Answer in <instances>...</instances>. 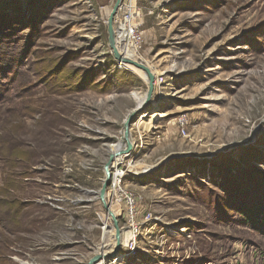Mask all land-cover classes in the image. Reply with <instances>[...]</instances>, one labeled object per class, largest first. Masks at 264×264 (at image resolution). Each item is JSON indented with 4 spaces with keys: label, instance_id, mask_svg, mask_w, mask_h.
Wrapping results in <instances>:
<instances>
[{
    "label": "rangeland",
    "instance_id": "374dc122",
    "mask_svg": "<svg viewBox=\"0 0 264 264\" xmlns=\"http://www.w3.org/2000/svg\"><path fill=\"white\" fill-rule=\"evenodd\" d=\"M115 2L0 0V188L18 185L0 202L22 205L12 228L0 219V264L113 253V223L85 192L135 110L117 168L140 198L139 235L127 245L118 219L126 241L102 264H264V235L231 210L264 191V0H123L117 18L133 11L135 57L154 75L148 101L146 73L109 47Z\"/></svg>",
    "mask_w": 264,
    "mask_h": 264
},
{
    "label": "water",
    "instance_id": "95a60500",
    "mask_svg": "<svg viewBox=\"0 0 264 264\" xmlns=\"http://www.w3.org/2000/svg\"><path fill=\"white\" fill-rule=\"evenodd\" d=\"M122 6H123V0H116L107 18V33H108L109 47L111 48L113 57L117 62L122 63V64L133 65L134 67L146 73L147 81H148V91H147L145 101H148L151 98L152 93H153V80H154L153 73H151L150 70L143 64L133 63L130 60L126 59L124 56H122L117 51L116 46H115L116 40H115V33H114V18H115V15L119 12L118 10H120ZM136 112L137 110L133 111L128 116L126 121L124 122V127H123L120 141L112 145V147L109 149L107 161L103 167L105 177H104V180L102 181L101 188L97 192H92V191L85 192L87 194L97 195L98 199L103 205L106 216L109 217L111 219V222L113 223V226L115 228V240H116L115 249L113 253H105V252L103 253L102 251L103 247L101 245L98 251L95 253V255L90 258L88 264H99V263L106 261L108 258L113 257L114 254L120 249V246H121V242H120V232L121 231L119 229V224H118L119 218L114 216L110 211V206L106 202V191L109 186L110 179H111L112 164L116 160L122 159L123 157L128 156L133 150V141H132V135H131L130 128H131L133 121L136 118L135 117ZM102 242H104V235H103Z\"/></svg>",
    "mask_w": 264,
    "mask_h": 264
},
{
    "label": "built area",
    "instance_id": "2783aa9c",
    "mask_svg": "<svg viewBox=\"0 0 264 264\" xmlns=\"http://www.w3.org/2000/svg\"><path fill=\"white\" fill-rule=\"evenodd\" d=\"M117 16L118 15H116L114 18V30L116 31L115 38L118 37L117 27H115V24H121L125 30V40L130 43L133 49H137L138 47H140L143 43V36L137 30V25L132 23L131 15L127 12L122 11L121 15H119V18H117ZM117 64L119 68H121L122 66L125 67L122 63L118 62ZM177 122L181 133L185 134V127L188 124L187 119L181 117ZM117 171H120V173L114 171L111 172L110 183L106 191V201L110 207H115L119 210V214L117 217L120 221H124L126 223V228L134 235L132 241L127 244L132 247L136 243V238L139 235V225L137 224V219L138 203L140 201V198L129 192L127 189L121 187V179L122 177H124V174L120 169H118ZM107 219L109 221V218ZM124 228L125 227H122L121 230H123Z\"/></svg>",
    "mask_w": 264,
    "mask_h": 264
},
{
    "label": "trees",
    "instance_id": "16d2710c",
    "mask_svg": "<svg viewBox=\"0 0 264 264\" xmlns=\"http://www.w3.org/2000/svg\"><path fill=\"white\" fill-rule=\"evenodd\" d=\"M60 76L61 78H69V75L63 77L64 72H62ZM3 181V184H1L2 187L0 188V195L6 197L10 194L13 186H18L17 179L13 176H9V179L7 178ZM19 206L22 205H19L15 199H12L10 201L8 199V201L0 202V219L4 217V220H7L9 222L10 228H12V225L15 224V221L19 217ZM2 207L5 208L4 212H2ZM231 210L238 212L244 224H248L253 230L257 231L261 235H264V191L261 192L260 200L255 198V200L251 201L249 204L236 206V208H231ZM3 225L4 224L0 222V227H3ZM0 245L1 254L3 248L5 247V244L0 243Z\"/></svg>",
    "mask_w": 264,
    "mask_h": 264
},
{
    "label": "bare ground",
    "instance_id": "6f19581e",
    "mask_svg": "<svg viewBox=\"0 0 264 264\" xmlns=\"http://www.w3.org/2000/svg\"><path fill=\"white\" fill-rule=\"evenodd\" d=\"M127 6H125L124 8H125V10H124V12H126V10L128 11V13L130 14V11L126 8ZM134 10V9H133ZM133 13V11L131 12V14ZM130 14V15H131ZM136 17V16H135ZM132 18H134V17H132ZM130 19V18H129ZM119 20V19H118ZM126 20H128V19H126ZM119 22V21H118ZM117 25V24H116ZM116 25H115V27H116ZM119 25V24H118ZM121 25V24H120ZM120 25H119V28H118V30H117V38H115V40H116V43H115V46H116V49H117V51L119 50H123L124 51V55H122V56H124L126 59H128V60H130L131 62H133V63H138V61L136 60V57H135V50L133 49V48H131V47H129V45H128V42L125 40V38H124V33H125V31L123 30V27H120ZM114 33H115V35H116V31L114 30ZM118 51V52H119ZM120 53V52H119ZM125 65H127V66H129L130 64H125ZM124 65V66H125ZM131 66H133V65H131ZM134 67V66H133ZM136 68V67H135ZM136 69H138V68H136ZM138 70H140V69H138ZM140 71H142V70H140ZM143 73H144V71H142ZM136 97V96H135ZM130 155H131V153H130ZM121 160V159H120ZM119 159L118 160H116L113 164H112V167H111V170L113 171L115 168H117L119 165H117L118 163H119V161H120ZM117 170H118V168H117ZM117 170H116V172H117ZM112 209H114V207H110V211H111V213L114 215V216H116L115 215V213L112 211ZM117 217V216H116ZM111 220V219H110ZM105 227V229L107 228V226H104ZM125 232L124 231H122V232H120V242L121 241H123V242H125L126 241V239H125ZM99 264H102V263H99Z\"/></svg>",
    "mask_w": 264,
    "mask_h": 264
}]
</instances>
